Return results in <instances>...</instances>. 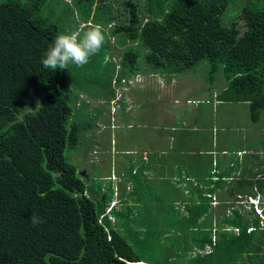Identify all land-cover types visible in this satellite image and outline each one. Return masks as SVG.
Here are the masks:
<instances>
[{
    "label": "trees",
    "instance_id": "16d2710c",
    "mask_svg": "<svg viewBox=\"0 0 264 264\" xmlns=\"http://www.w3.org/2000/svg\"><path fill=\"white\" fill-rule=\"evenodd\" d=\"M45 1L0 0V264H264V168L248 159L227 180L209 174L163 195L139 168L134 187L119 188L131 200H123L127 219L106 209L108 193L91 190L86 171L63 155L79 123L69 119V66H42L59 35ZM76 1L89 24L94 0ZM96 1L114 14L105 17L99 64L107 65L106 49L122 45L120 66L110 60L118 82L143 71L175 75L206 58L209 73L220 67L226 80L217 99L245 101L250 119L259 118L264 0ZM247 195H258L259 211L244 210ZM33 214L44 222L33 226Z\"/></svg>",
    "mask_w": 264,
    "mask_h": 264
},
{
    "label": "rangeland",
    "instance_id": "374dc122",
    "mask_svg": "<svg viewBox=\"0 0 264 264\" xmlns=\"http://www.w3.org/2000/svg\"><path fill=\"white\" fill-rule=\"evenodd\" d=\"M96 4L99 7H95ZM100 4L96 0L91 4L93 15L91 14L89 24L83 21L86 18L76 0H46L41 8L48 19L56 23L58 33L66 34L70 33L69 31L75 26L77 29L74 32L85 30L93 24H101L104 29L107 26L105 17L114 14L112 9L106 12L100 11L109 7L108 4L104 7H101ZM111 4L115 6L112 0ZM62 5L70 8L62 12ZM226 13L227 11L222 14L227 15ZM116 18L118 17L115 16ZM221 19L226 20L224 17ZM77 21L79 22L77 23ZM105 38V42H108L106 35ZM121 48L122 45H117L105 50L103 61L108 59V62L104 69L99 64L100 57H102L100 52L90 57L89 62L83 67L69 64L68 68V74L72 76L69 87V104L72 106V113L69 119L76 120L79 127L75 145L65 146L63 155L77 169L86 171L83 176L86 177L85 180L87 179L88 183L86 184L91 190H101L107 192L109 197H113L112 184L114 180L106 178L111 169L116 177L121 179L119 187L124 191V184L131 165L120 161V156L127 160L125 158L127 154L114 153V149L121 147L135 149V152L130 155L139 157L141 149L149 150L161 138V135L165 137L170 134L174 137L171 142L172 148L165 144L160 147L167 151L165 154L167 157L163 160L172 165L175 162L178 164L179 157L182 156L181 160H188L190 164L188 166L184 163L182 168L185 170L188 168L189 171H192L193 177L198 180L213 174L216 169L220 170L219 167L222 168L223 163L228 165L232 157L236 156V149L241 147L244 148L243 154L248 158L249 165L252 166L255 159L251 155L255 156L256 154L250 155L247 149L253 153L252 151H256L260 144L258 140L261 137L260 126L264 123V110H260V116L255 121L250 119L245 101L223 100L213 107L212 101L215 97H212V92L217 93L226 84L220 67L209 73L208 60L202 58L175 75L165 76L156 73L149 75V72L143 71L134 74L129 80L118 82L116 73L113 71L116 69L119 72V67L113 65L110 60L120 66L118 59ZM113 56L116 57L112 58ZM111 75L112 79H110ZM155 77L157 81L159 79L158 83L161 86H168L172 78L173 82L170 85L174 87V95H177L176 103H172L174 97L168 95L163 96L160 100L164 104L167 102L171 104L164 105L150 99L151 96L159 92L156 84L152 82ZM113 79L114 81H112ZM142 88L147 91L149 98L140 100L145 105L139 107L136 103L133 104V101L136 100L137 91ZM114 93L115 104L114 100L110 99ZM171 95H173V91ZM185 98H189L187 102H185ZM195 99L201 101L195 102ZM125 104L131 105L127 112L123 110ZM136 111L138 116H135ZM125 119L129 121V125L124 122ZM231 127L232 129H230ZM221 149H224V152H221ZM213 156L217 157V166H215V162L212 165ZM191 159H194L198 164L196 170L191 169ZM262 159L264 157L258 155L256 160L261 161ZM121 166L125 170L123 175L119 174ZM178 170V167H175L172 171L178 172ZM169 175L170 173L167 174V176ZM147 185H149L148 182ZM164 188L157 190L156 193L160 195L167 193L168 191ZM114 194L117 196L118 192L115 190ZM256 199H258L257 195L253 198L254 202ZM249 200L248 198L242 201L244 210L253 207L257 211L255 205ZM159 201L157 200L158 203H160ZM163 201L165 200L163 199ZM257 207L259 208L258 204ZM116 208L119 209L120 214L117 217L118 221L127 219L128 207L125 203H119ZM148 211L152 213L151 206H148ZM143 213L147 212L143 211ZM206 250L209 249L206 247ZM197 251L204 250L198 249Z\"/></svg>",
    "mask_w": 264,
    "mask_h": 264
},
{
    "label": "crops",
    "instance_id": "0c3cea01",
    "mask_svg": "<svg viewBox=\"0 0 264 264\" xmlns=\"http://www.w3.org/2000/svg\"><path fill=\"white\" fill-rule=\"evenodd\" d=\"M153 72H149V75H154L151 74ZM158 74V73H156ZM161 75V74H159ZM159 81V79H158ZM156 77L155 80H153L152 82L156 84V88L158 89L159 92H157L155 95L151 96V100H156L158 103L160 104H164L160 99L165 96H173V100L174 102L172 103H176V99H177V95H174V87H172L170 85L171 82H173L172 78L170 79V83L168 84V86H161L160 83H158ZM158 85V86H157ZM224 86V85H223ZM222 88V87H221ZM130 89V88H129ZM173 91V95H171V92ZM149 92V90H148ZM133 94V91H132ZM144 94V95H143ZM216 92L213 91L212 92V97H215V99L212 101V106L215 107L217 104L220 103V101L223 100H219L217 99V96H215ZM115 93L113 95V97H111V100H114V104H115ZM149 98V94L147 93V91H144V88H142L141 90L137 91L136 93V100L133 101V104L136 103L137 106H142L145 105V103L143 101H140L142 99H146ZM118 99V98H117ZM187 99L189 98H185V102H187ZM117 101V100H116ZM196 101H201L198 99H195ZM207 101V99H206ZM244 102V101H243ZM166 104H171L170 102H167ZM164 104V105H166ZM113 106V105H111ZM131 105L125 104L123 110L125 112H127L128 108ZM175 106V104H174ZM75 109V108H74ZM138 112H135V116H138L137 114ZM258 120V119H257ZM256 121V120H255ZM124 122L126 123V125H129V121H126V119L124 120ZM122 124V123H121ZM113 126V124H111ZM164 129V128H163ZM222 129V127H221ZM232 129V127L230 128ZM260 135L261 137L258 140V143H260L257 146V150L256 151H252L253 153L250 152V149H247L249 151V154H256L255 156L251 157L253 159H255V161H253V163L251 165L255 166V167H259V168H264V159H262L261 161L256 160L258 158V155H261L262 157H264V123L262 126H260ZM172 140H174V137H172V135L168 134V136L166 135L164 137V135H161V138L155 142L149 150L142 148L140 151V156L139 157H135L133 155H130L131 153L135 152V149H130V148H125V147H121V148H117L114 149V153L118 152L119 154H127V156H125V158H127V160L122 159L120 156V161L121 162H127L131 165L130 167V171L127 174L126 177V181L124 184L125 189H131L134 187V183L136 182V179L133 176V173L136 172L137 170H139V168H141L140 170L142 171V174L148 178V180H151L154 183V187L157 190H161L163 189V187H165L166 189L170 190L168 192H174L177 189H181V190H185L187 189V184L188 182H191V184L194 185V183L196 184H200L198 179L193 177L192 175V171H189L188 168L185 170L182 168V164L186 163L188 166L190 165L188 160H179V163L177 164L176 162L172 165L170 163H167L163 160V158L165 159L167 156H165V154L167 153L166 150L164 149H160V147H162L163 144L167 145L169 148H172ZM114 142H116L114 140ZM246 149V148H245ZM246 150V151H247ZM221 152H224V149L220 150ZM244 152V148L241 147L239 149H236V156H233L232 159L229 161V164L226 165L225 163H223V167L219 169L214 170L213 174L216 173H222V174H226L228 176H225V179H229L230 176H234V174H236L239 170V168L242 166V159H248L247 157L244 156L243 154ZM250 155H248L250 157ZM215 162V166H217V157H212V165ZM246 165H249V160L246 161ZM178 167V172H173L172 170ZM232 167V168H231ZM196 168H198V164L197 162H195L194 159H191V169L192 170H196ZM120 170V175L125 174V170L123 169V167L121 166L119 168ZM212 170V169H211ZM81 172H83V170H81ZM170 173L169 176H167V174ZM215 176H213L214 178ZM106 178H109L110 180H114L113 184H112V196L110 197V199L114 198V199H118L117 203H115L113 205V207L117 206L119 203H123V200H125V202L127 203H131V200L126 198V196L121 195L119 192V183H121V179L119 177H116V175L113 173V171L110 169V173L108 175H106ZM118 187V189L116 188ZM118 192V195L115 196L114 192L115 190ZM167 192V193H168ZM166 193V194H167ZM109 199V200H110Z\"/></svg>",
    "mask_w": 264,
    "mask_h": 264
},
{
    "label": "clouds",
    "instance_id": "9594fccd",
    "mask_svg": "<svg viewBox=\"0 0 264 264\" xmlns=\"http://www.w3.org/2000/svg\"><path fill=\"white\" fill-rule=\"evenodd\" d=\"M105 39L103 26L101 24L90 25L85 30L78 32L59 34L52 42L51 46L44 52L41 61L42 66L45 69L52 70L66 69L69 64L83 67L89 62L90 57L100 52L105 43ZM59 175L60 174L57 173V176ZM210 197L212 204L217 202V200H214V194H211ZM248 198L250 199L249 202L257 207L259 200L256 199L254 202L253 198H255V196L251 195H247V199ZM117 201L118 199H114V203L109 205V208L117 203ZM29 219L33 226H37L44 222L43 219L36 214H33Z\"/></svg>",
    "mask_w": 264,
    "mask_h": 264
},
{
    "label": "built area",
    "instance_id": "2783aa9c",
    "mask_svg": "<svg viewBox=\"0 0 264 264\" xmlns=\"http://www.w3.org/2000/svg\"><path fill=\"white\" fill-rule=\"evenodd\" d=\"M116 80V79H115ZM112 81H114V79L112 80ZM120 81H125L124 80V78H120ZM250 198V197H249ZM250 199H252V198H250ZM114 203V199H111L110 201H109V204H108V206H107V208L106 209H109V205H111V204H113ZM255 209H257V211L259 210L257 207H255ZM107 211V210H106Z\"/></svg>",
    "mask_w": 264,
    "mask_h": 264
}]
</instances>
